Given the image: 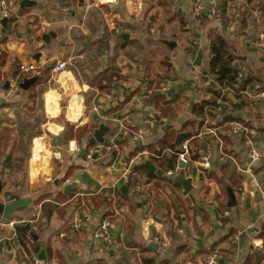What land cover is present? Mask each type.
I'll return each instance as SVG.
<instances>
[{
	"label": "crops",
	"instance_id": "1",
	"mask_svg": "<svg viewBox=\"0 0 264 264\" xmlns=\"http://www.w3.org/2000/svg\"><path fill=\"white\" fill-rule=\"evenodd\" d=\"M21 1L0 0V200L29 204L0 215V264H28L32 255L44 257L38 264H207L210 256L264 264V0H219L215 16H195L193 0ZM224 17L247 75L231 88L209 72L210 35ZM69 56L70 66L52 71ZM21 63L36 70L21 73ZM51 81L57 86L41 101L37 90ZM201 101L209 104L195 115ZM99 122L110 130L103 144L88 145ZM234 123L243 130L233 132ZM180 132L189 133L181 167ZM140 151L148 155L123 180L124 163ZM205 154L211 166L199 169ZM177 166L191 178L187 192L167 178ZM102 219L114 224L110 241L93 236Z\"/></svg>",
	"mask_w": 264,
	"mask_h": 264
},
{
	"label": "built area",
	"instance_id": "2",
	"mask_svg": "<svg viewBox=\"0 0 264 264\" xmlns=\"http://www.w3.org/2000/svg\"><path fill=\"white\" fill-rule=\"evenodd\" d=\"M111 3H114L115 0H109ZM217 1L218 0H193V13L195 16H199L203 11L208 12V14L210 16H215L217 15ZM231 2L233 1H239V0H230ZM3 5V15L8 17L10 16L12 13L9 10V8L6 6L5 3H2ZM91 6V4L86 3L85 4V9L89 8ZM259 44L263 49V53H264V34H261L259 37ZM72 64L71 61V57H67L61 61H57L55 63V65L52 68V71L55 72L57 75H59L61 73V71H63L67 66H70ZM18 69L21 73H25V74H29L31 72H34L36 70V66L33 63H29V64H24L21 63L18 66ZM245 70L244 67H239L238 71H237V76L236 79L237 81H240L241 79H244L245 77ZM233 132H240L241 130H243L242 126L238 123H234L233 124ZM117 138H112L110 140V143L115 145ZM103 144V143H102ZM187 144L186 143H182V145H180L175 152L178 155V159L179 162H182V164L184 165L187 162ZM97 152V149L95 148H90L87 151V155L90 157L93 153ZM148 153L146 151H140L136 154H134L132 157H130L126 163H124V168H123V172H122V179L125 181H128L130 179V174L132 171L133 166L135 165V163L141 159H143L145 156H147ZM53 156L55 158L59 157V153L55 152L53 154ZM250 157L252 159H257L258 158V152L255 148H251L250 149ZM198 164V168L199 169H208L211 166L210 163V158L208 155H202V157L200 158V160H198L197 162ZM179 166L176 167V169H174L173 171H169L166 174H170V173H175L178 174L177 172L179 171ZM137 189H141V185L137 186ZM262 194V200L264 203V192L261 193ZM223 214L224 216H230L231 215V211L226 208L223 210ZM79 226V223L76 224V227ZM114 226V224L112 223V221L108 220V219H102V221L100 222V224L97 226V228L95 229L93 236L96 239H99L101 241H110V234H109V230ZM35 232V231H34ZM40 261L36 258V255H32L29 258V262L28 264H38ZM207 264H216V258L215 256H210L207 260Z\"/></svg>",
	"mask_w": 264,
	"mask_h": 264
},
{
	"label": "water",
	"instance_id": "3",
	"mask_svg": "<svg viewBox=\"0 0 264 264\" xmlns=\"http://www.w3.org/2000/svg\"><path fill=\"white\" fill-rule=\"evenodd\" d=\"M30 4H34V2L29 1V0H22L20 2L21 6L30 5ZM5 20L6 19L3 18L2 22H4ZM51 35H53V33L44 34L43 39L46 40V38L51 36ZM163 42L165 44H167L169 47H173L175 45L174 41H163ZM245 76L247 77V75H245ZM37 79H38V76H32L30 78H25L20 83H18V87L22 88V89H27L31 84H33L35 81H37ZM109 130H110L109 127H107L103 123L99 122L97 127L95 129H93L91 136L87 139V144L88 145H94L95 143L102 144L104 142V134ZM188 135H189V133H186V132L178 133L175 137L174 145L178 148L181 140L184 139L185 137H187ZM144 165L147 167L146 176H150L151 174L154 173L155 168L149 161H145ZM182 165H183L182 162H180V167ZM156 173L161 174V170H157ZM167 178L172 179L175 183L181 185L185 192H187L191 189V183H190L191 178H184L182 175L175 174V173L167 174ZM71 186H72V184H67L65 186V189L68 190L71 188ZM0 191H1V182H0ZM226 193H227V206L228 207L234 206L236 204L235 193L228 186L226 187ZM28 204H29L28 198L17 199V200L9 201L7 203H4L0 200V215L2 218H5V219L9 218L14 211H16L22 207H25ZM23 226L29 232L31 238L36 240L37 236L35 235V233L32 230L31 231L29 230L30 225L26 223ZM36 258L37 259H44V257L38 258V256H36Z\"/></svg>",
	"mask_w": 264,
	"mask_h": 264
},
{
	"label": "trees",
	"instance_id": "4",
	"mask_svg": "<svg viewBox=\"0 0 264 264\" xmlns=\"http://www.w3.org/2000/svg\"><path fill=\"white\" fill-rule=\"evenodd\" d=\"M246 13L247 15L249 14L248 9H246L245 14ZM200 16H202V14H200ZM228 23L229 18L224 17L221 27H217L215 32L210 35V51L212 57L209 63V72L215 77L217 82H219L220 84L226 83L227 86L231 88L234 84H236L238 64L237 62H235L236 60L231 53L227 43L228 38L226 34V26L228 25ZM249 82V79H247L245 81H242V85H238L244 87ZM213 92L218 98L219 93L215 91ZM208 104V101H201L198 105H196L194 108L195 115H200L203 111V107ZM144 263L146 264V260H144Z\"/></svg>",
	"mask_w": 264,
	"mask_h": 264
},
{
	"label": "rangeland",
	"instance_id": "5",
	"mask_svg": "<svg viewBox=\"0 0 264 264\" xmlns=\"http://www.w3.org/2000/svg\"><path fill=\"white\" fill-rule=\"evenodd\" d=\"M163 31L164 32H166L167 33V30H165V29H163ZM58 77V76H57ZM47 86H52V87H54V86H57V84H56V82H54V81H51V82H49V84H47L46 86H43L42 88H39L38 90H37V94H38V99H41V101H43V99L41 98V95H42V92L47 88ZM35 93H36V90H35ZM62 98H60L59 99V101H58V105L60 106V110L63 112L64 111V106H65V102H66V100L67 99H65V98H63L62 100H61ZM40 102V101H39ZM40 106H42V103L40 104ZM30 129H32V127L30 128ZM40 129V127H38V130ZM28 144H29V142H28Z\"/></svg>",
	"mask_w": 264,
	"mask_h": 264
},
{
	"label": "bare ground",
	"instance_id": "6",
	"mask_svg": "<svg viewBox=\"0 0 264 264\" xmlns=\"http://www.w3.org/2000/svg\"><path fill=\"white\" fill-rule=\"evenodd\" d=\"M56 91V90H55ZM57 92V91H56Z\"/></svg>",
	"mask_w": 264,
	"mask_h": 264
}]
</instances>
